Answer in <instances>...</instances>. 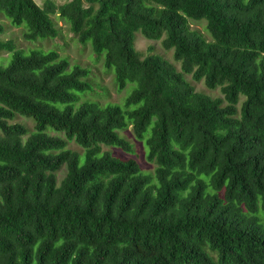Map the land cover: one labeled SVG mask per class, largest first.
Instances as JSON below:
<instances>
[{"label":"trees","instance_id":"16d2710c","mask_svg":"<svg viewBox=\"0 0 264 264\" xmlns=\"http://www.w3.org/2000/svg\"><path fill=\"white\" fill-rule=\"evenodd\" d=\"M0 15L28 41L58 38V15L120 92L136 84L126 110L103 105L80 95L90 69L0 43V264H264V0H0ZM138 32L180 70L143 57ZM129 127L152 172L103 150L134 154Z\"/></svg>","mask_w":264,"mask_h":264},{"label":"rangeland","instance_id":"374dc122","mask_svg":"<svg viewBox=\"0 0 264 264\" xmlns=\"http://www.w3.org/2000/svg\"><path fill=\"white\" fill-rule=\"evenodd\" d=\"M40 7L43 8L45 2L47 0H34ZM57 5H62L71 0H52ZM55 24L59 28V36L58 38H39L35 41H28L24 38L23 29L26 31L25 26L17 27L11 25L10 21L6 19L4 16L0 15V28L2 32H0V43L7 42V41H14L20 49H24L25 51L28 50H42L44 52H48L50 50L58 51L62 58H68L71 62V67L75 65H81L90 69L92 72V77L95 83L98 86L94 87L92 92V86L89 91L85 94H80L82 98L86 94H93L88 95L87 97H91L93 99L99 100L102 102L103 105H107V103H114L122 107L123 110H126V100L127 98L133 93L134 89L136 88L135 83H128L126 88L121 92L118 90L115 80H114V73L108 70L102 58H99L93 51L91 43L87 45H82L77 36L71 31V28L68 23H66L63 19H61L58 15L52 16ZM193 29L199 30L203 33L209 40L210 34L206 29V21H194L191 20L190 22ZM135 47L137 51L142 53L143 57L148 56V54H155L159 55L162 58L172 62L179 70L181 68V62L177 61L175 58L174 49L166 50L163 46V39L156 41V40H149L143 36L141 32L136 33L135 35ZM30 52V51H29ZM0 58L4 59L3 64L0 60V64L6 67L8 62L6 63V59L8 58L7 51L0 52ZM187 79L192 83L195 89L198 92L210 95L211 97H221L222 92L221 89L218 87L215 90H211L207 88L204 81L196 82L193 80L192 76H187ZM245 97L241 96V101L239 106H242L243 102L245 101ZM80 106V102L76 103L75 107L78 108ZM63 108V106H61ZM136 106L130 107V109H136ZM16 122L23 123L27 126V128L34 130V123L24 117H18ZM52 133L55 131L49 130ZM56 133V132H55ZM121 136L123 133L120 132ZM124 136L134 145V154H128L120 149H114L110 147H103V150L111 151L114 155L125 159H135L141 165L142 169L145 171H153L155 165L147 160L146 157V149L143 142L138 141L135 139L132 128L129 129L124 133ZM73 149L82 152V148L78 147L75 143L70 145ZM148 152V149H147ZM148 154V153H147ZM65 173L60 172L58 174L59 179L63 178Z\"/></svg>","mask_w":264,"mask_h":264}]
</instances>
